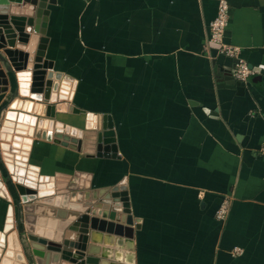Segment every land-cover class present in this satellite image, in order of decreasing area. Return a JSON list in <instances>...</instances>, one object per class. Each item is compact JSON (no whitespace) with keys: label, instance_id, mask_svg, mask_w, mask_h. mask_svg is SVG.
I'll list each match as a JSON object with an SVG mask.
<instances>
[{"label":"crops","instance_id":"obj_1","mask_svg":"<svg viewBox=\"0 0 264 264\" xmlns=\"http://www.w3.org/2000/svg\"><path fill=\"white\" fill-rule=\"evenodd\" d=\"M227 1L224 40L258 70L244 93L219 82L238 59L207 45L219 0L48 5L41 67L76 88L59 108L9 101L12 74L0 93V232L17 203L63 193L75 177L92 189L124 182L141 219L135 264H264V0Z\"/></svg>","mask_w":264,"mask_h":264},{"label":"water","instance_id":"obj_2","mask_svg":"<svg viewBox=\"0 0 264 264\" xmlns=\"http://www.w3.org/2000/svg\"><path fill=\"white\" fill-rule=\"evenodd\" d=\"M56 1L0 0V93L9 90L11 74L17 83L9 101L20 95L59 100V108L73 99L76 80L66 74L58 84L41 67L49 41L48 5ZM220 70V85L244 93L247 82L237 80L229 68ZM2 138L11 139L4 134ZM12 172L20 175L18 182L30 183L24 178L26 171L17 168ZM7 178L13 184L14 177L8 174ZM77 182V177L73 178L63 193L17 203L16 218L11 209L0 232V264H135L130 234L134 226L141 227V219L131 212L127 185L120 182L92 189ZM97 203L109 205L107 210L98 209L103 216L91 214Z\"/></svg>","mask_w":264,"mask_h":264},{"label":"built area","instance_id":"obj_3","mask_svg":"<svg viewBox=\"0 0 264 264\" xmlns=\"http://www.w3.org/2000/svg\"><path fill=\"white\" fill-rule=\"evenodd\" d=\"M230 6L227 0H219L217 14L210 23V33L207 40L209 47H216L220 52L225 53L238 60L234 63L232 73L237 80L248 81L251 75L257 73V68L250 67L243 59L238 58L240 48L225 42L224 35L229 24ZM264 150V147H263ZM229 213V201L225 199L216 212L219 219H226ZM237 251V250H236ZM239 251V250H238Z\"/></svg>","mask_w":264,"mask_h":264}]
</instances>
